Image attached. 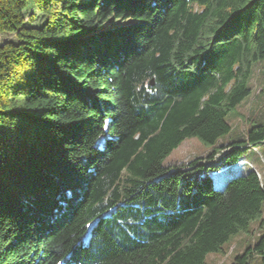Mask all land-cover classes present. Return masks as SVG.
<instances>
[{
	"label": "trees",
	"instance_id": "trees-1",
	"mask_svg": "<svg viewBox=\"0 0 264 264\" xmlns=\"http://www.w3.org/2000/svg\"><path fill=\"white\" fill-rule=\"evenodd\" d=\"M0 35V264H206L264 230L254 170L204 176L264 144L259 121L218 145L264 61V0H0ZM188 138L212 152L165 167ZM254 257L264 234L232 264Z\"/></svg>",
	"mask_w": 264,
	"mask_h": 264
},
{
	"label": "rangeland",
	"instance_id": "rangeland-1",
	"mask_svg": "<svg viewBox=\"0 0 264 264\" xmlns=\"http://www.w3.org/2000/svg\"><path fill=\"white\" fill-rule=\"evenodd\" d=\"M32 12L36 14L35 24L39 26L42 23V16L35 10ZM110 26V24L107 25V27ZM13 39V35H0V43ZM249 86L251 95L228 116L227 122L232 132L218 142L219 146L230 140H242L249 129L259 125V121H264V61L254 65ZM212 150L213 147L203 144L197 138H188L166 158L163 165L165 167L187 165L198 158L207 157ZM221 159L222 156H217L212 161L213 166L220 168L221 165L217 166V164H219ZM243 160L241 164L234 166L230 170L214 174L210 169L208 173H204V176L208 174L213 179L214 187H223L229 178L243 174L251 169L258 174L261 182L264 183V144L251 148ZM203 163L209 164L211 162L203 161ZM259 234H264V230H260L259 222L254 221L250 224L247 232L233 236L224 245V253L209 254L206 258V264H232L237 256L242 255L248 248L254 246ZM249 264L263 263L260 258L254 257Z\"/></svg>",
	"mask_w": 264,
	"mask_h": 264
},
{
	"label": "water",
	"instance_id": "water-1",
	"mask_svg": "<svg viewBox=\"0 0 264 264\" xmlns=\"http://www.w3.org/2000/svg\"><path fill=\"white\" fill-rule=\"evenodd\" d=\"M223 153H226V151H224ZM201 164H205V163L202 162Z\"/></svg>",
	"mask_w": 264,
	"mask_h": 264
}]
</instances>
